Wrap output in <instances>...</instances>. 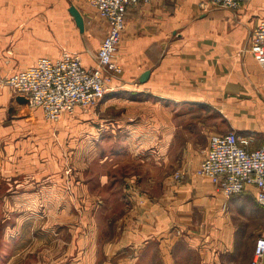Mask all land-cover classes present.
<instances>
[{"label": "crops", "instance_id": "0c3cea01", "mask_svg": "<svg viewBox=\"0 0 264 264\" xmlns=\"http://www.w3.org/2000/svg\"><path fill=\"white\" fill-rule=\"evenodd\" d=\"M201 1L151 0L127 12L117 55L123 72L111 78L97 105L76 112L75 123H84L87 134L72 151L88 159L86 169L100 165L103 189H117L116 197L130 204L109 222L113 235L101 244L89 208L85 229L60 223L70 237L69 259L60 257L66 264H248L254 245L241 256V239H253L255 229L257 238L264 236L254 186L227 196L197 173L212 134L236 131L252 137L254 147L264 144V67L251 42L264 20V0L208 10ZM72 5L83 16V32ZM107 31V21L87 0H0V75L64 51L94 65ZM17 96L0 88V139H11L5 173H37L53 162L28 161L35 158L25 151L30 141L19 135L27 108ZM176 170L184 177L177 180ZM6 232L5 263L29 262L22 234Z\"/></svg>", "mask_w": 264, "mask_h": 264}, {"label": "rangeland", "instance_id": "374dc122", "mask_svg": "<svg viewBox=\"0 0 264 264\" xmlns=\"http://www.w3.org/2000/svg\"><path fill=\"white\" fill-rule=\"evenodd\" d=\"M25 106L27 111L23 114L26 118L21 121L24 123V128L20 130L19 135L21 139L23 135L30 141L25 151L33 154L35 158L31 157L28 161L30 163L40 161L46 165L53 163L52 167L46 166L37 173L6 174L5 152L7 141L10 142L11 139L9 137L7 140L0 139L2 153V157L0 156V264H6L5 255L9 253L10 245L7 247L6 240L11 237L7 238L8 230L10 234H16V237L22 234L26 244L24 247L27 248L23 255H31L29 262H15V264H66L64 259L60 260V257L69 259L65 252L69 247L70 237L67 229L58 228L60 223H78L82 225V229H85L83 220L89 208V214L94 215V222L99 232L98 240L101 244L107 237L113 235L109 222L113 223L117 212L130 203L127 204V200L116 197L117 189H112L111 192L107 188L103 189L99 181V173L102 169L100 165L91 167L89 163L91 168L86 169L87 165L83 162L88 159H84L80 153L76 156L72 151L87 134L84 123H75L76 112L85 111L95 105L79 108L74 113H66L59 121H49L39 108L27 104ZM76 125L81 127L78 129ZM82 148L85 150V146ZM77 161L78 168H76ZM177 171L179 170L175 172ZM12 192L14 197L7 198L6 194L10 195ZM27 192L30 194L26 195ZM23 193L25 194L22 195ZM106 193L116 195L104 196ZM17 194L21 197H17ZM257 225L260 226L255 224ZM45 227L48 228L46 231L43 230ZM254 233L253 239L250 237L241 239V256H246L252 245L255 247L258 230L255 229ZM17 239L14 243L20 242L21 245V241ZM44 249L45 254H42Z\"/></svg>", "mask_w": 264, "mask_h": 264}, {"label": "built area", "instance_id": "2783aa9c", "mask_svg": "<svg viewBox=\"0 0 264 264\" xmlns=\"http://www.w3.org/2000/svg\"><path fill=\"white\" fill-rule=\"evenodd\" d=\"M108 23V31L96 55V63L86 66L77 53L64 51L57 58L40 57L26 69L0 75V88L8 86L16 94L29 99V106L39 108L49 121H59L66 113L98 104L106 94L114 75L123 72L117 55L130 8L151 0H87ZM246 0H202L200 7L213 6L240 9ZM256 61L264 67V20L251 35ZM208 177L227 196L256 188V199L264 209V144L253 146V138L236 131L212 134L208 151L197 171ZM177 180L184 177L175 172ZM248 264H264V236L256 240Z\"/></svg>", "mask_w": 264, "mask_h": 264}, {"label": "water", "instance_id": "95a60500", "mask_svg": "<svg viewBox=\"0 0 264 264\" xmlns=\"http://www.w3.org/2000/svg\"><path fill=\"white\" fill-rule=\"evenodd\" d=\"M70 12L73 15V17L76 20L77 25L79 26L80 30L83 32L85 29V23H84V19L83 16L81 14V12L75 7V6H71L70 7ZM149 73L150 71H146L141 77L140 79L142 81H145L148 77H149ZM17 101H19L22 104H28L29 103V99L23 95H18L16 97Z\"/></svg>", "mask_w": 264, "mask_h": 264}]
</instances>
